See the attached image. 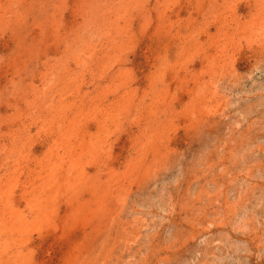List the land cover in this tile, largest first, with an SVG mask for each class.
Here are the masks:
<instances>
[{
	"label": "rangeland",
	"instance_id": "rangeland-1",
	"mask_svg": "<svg viewBox=\"0 0 264 264\" xmlns=\"http://www.w3.org/2000/svg\"><path fill=\"white\" fill-rule=\"evenodd\" d=\"M0 264H264V0H0Z\"/></svg>",
	"mask_w": 264,
	"mask_h": 264
}]
</instances>
